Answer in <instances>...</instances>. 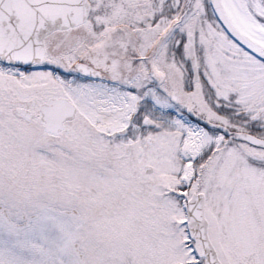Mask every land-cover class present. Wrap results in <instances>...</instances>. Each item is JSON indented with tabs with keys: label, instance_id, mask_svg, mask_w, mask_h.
<instances>
[{
	"label": "snow or ice",
	"instance_id": "obj_1",
	"mask_svg": "<svg viewBox=\"0 0 264 264\" xmlns=\"http://www.w3.org/2000/svg\"><path fill=\"white\" fill-rule=\"evenodd\" d=\"M0 264H264V0H0Z\"/></svg>",
	"mask_w": 264,
	"mask_h": 264
}]
</instances>
